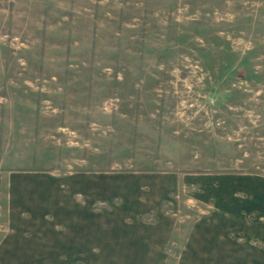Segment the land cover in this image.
Listing matches in <instances>:
<instances>
[{"label": "rangeland", "instance_id": "374dc122", "mask_svg": "<svg viewBox=\"0 0 264 264\" xmlns=\"http://www.w3.org/2000/svg\"><path fill=\"white\" fill-rule=\"evenodd\" d=\"M3 34L30 48L3 73L0 53V111L9 105L10 78L32 75L56 89L38 91V112L50 97L62 112L75 103L86 109L87 123L103 121L92 110L127 102L121 111L129 112V95L150 89L161 63L172 106L199 115L201 129L223 142L214 156L228 161L216 171L264 176V0H0V40ZM61 56L65 66H53ZM111 118L102 122L107 131L118 121L114 112ZM181 194L178 211L167 201L164 207L171 226L141 229L129 253L87 250L82 259L0 264H264V213Z\"/></svg>", "mask_w": 264, "mask_h": 264}, {"label": "crops", "instance_id": "0c3cea01", "mask_svg": "<svg viewBox=\"0 0 264 264\" xmlns=\"http://www.w3.org/2000/svg\"><path fill=\"white\" fill-rule=\"evenodd\" d=\"M0 41L3 73L30 46L18 35ZM58 60L53 66L64 67V58ZM18 63L26 66L21 57ZM157 66L155 84L129 95V112L121 111L127 102L107 104L92 110L106 119L91 123L83 106L62 112L50 97L38 112V91L53 94L55 87L32 75L10 78L9 105L0 111V260L129 253L141 243V229L171 226L164 207L167 201L178 211L181 191L229 211L247 206L264 213V176L216 171L228 161L221 152L214 156L223 142L201 129L199 115L172 106L175 93L160 83L166 66ZM113 112L118 121L107 131L103 123H111ZM148 214L157 221L150 223Z\"/></svg>", "mask_w": 264, "mask_h": 264}]
</instances>
